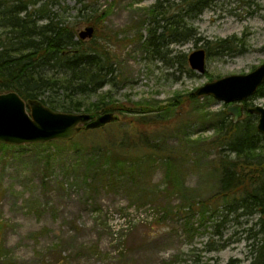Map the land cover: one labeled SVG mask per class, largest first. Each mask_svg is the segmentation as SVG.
<instances>
[{
    "label": "rangeland",
    "instance_id": "obj_1",
    "mask_svg": "<svg viewBox=\"0 0 264 264\" xmlns=\"http://www.w3.org/2000/svg\"><path fill=\"white\" fill-rule=\"evenodd\" d=\"M209 1L207 8L195 13L183 0H90L87 3L98 14L108 9L103 19L89 9L99 22L95 25L80 15L79 0H49L57 15L77 24L78 36L86 26H94L93 37L113 56L115 83L81 95L88 104L110 91L112 100L123 104L124 111L113 112L118 119L99 135L109 141L114 133L119 137L148 130L146 136L153 142L165 141L164 150L160 154L135 150L124 155L128 169L109 174L87 164L83 149L100 136L84 138L85 123L76 144L1 147L0 264L250 262L248 237L257 217L202 207L220 186L219 148L211 144L216 122L209 117L227 111L228 104L212 95H197L196 90L264 63V0ZM174 16L193 29L194 37L155 51L146 43L149 29L156 20ZM182 36L180 32L178 37ZM230 37L239 41L237 51L208 53V40ZM198 49L206 52L203 73L188 61ZM177 54H186L187 63L173 64ZM191 92L199 96L197 101H191ZM254 95L247 99L248 108L264 106V94ZM251 114L257 124L258 115ZM247 117L244 109L238 120ZM188 139L196 140L190 147L195 152L183 143L182 151L190 154L174 152L176 158L168 166L165 156L180 150L176 146Z\"/></svg>",
    "mask_w": 264,
    "mask_h": 264
},
{
    "label": "trees",
    "instance_id": "obj_2",
    "mask_svg": "<svg viewBox=\"0 0 264 264\" xmlns=\"http://www.w3.org/2000/svg\"><path fill=\"white\" fill-rule=\"evenodd\" d=\"M79 1L82 5L80 15L83 19L98 25L99 22L97 18L93 19L92 13L95 11L98 14V10L87 3L90 0ZM183 1L188 2V11L195 13L201 12L210 5L209 0ZM107 14L108 9L98 15L103 19ZM76 27L75 22L57 15L50 7L49 0L43 2L0 0V92L16 91L26 101H40L57 111H83L94 116L100 111H124L123 104L112 100L110 91L103 92L88 104L86 99L81 98V95L97 93L108 83L114 82L112 75L115 72V62L103 42L98 41L96 37L89 40L79 38ZM158 29L162 31L157 34ZM180 32L183 38L178 37ZM193 35V29L183 25L181 20L175 19V16L174 19L163 17L156 20V25L149 29L146 43L157 51L158 47L166 43H182L183 40L192 39ZM166 36L171 38L168 40ZM206 45L208 53L213 50L217 54H223L226 51H237L239 41L235 42L230 37L215 41L208 40ZM173 59V64L187 63L186 54H177ZM188 72L191 73L192 70L188 69ZM263 90L264 85L254 96L263 95ZM189 97L192 102L199 99L194 92H191ZM243 102L244 109L248 113V117L244 120L234 121L232 114L226 110L210 114L209 119L216 122V134L211 139V144L219 148L220 186L211 198L203 201L202 207L213 205L214 209L222 207L228 215L257 217L248 237L251 240V258L248 264H264V134L257 129L255 122L257 117L255 119L248 111L250 102L248 100ZM115 125L116 123L110 124V126ZM105 126L88 129L84 138L101 134L108 129ZM114 129L116 130L117 127ZM140 132L141 134L137 131L133 133L135 135L129 136L123 133L119 137L114 133L112 136L114 138H109V141H105L104 137L99 135L97 140H92L83 149L87 164L109 174L118 173L121 169L123 171L128 169L127 156L133 154L135 150L149 151L153 154H160L164 150L165 141L153 142L146 136L148 130ZM195 141L181 140V144L176 146L180 150L172 151L170 152L172 154L165 156L169 162L167 165L173 164L176 158L173 156L174 152L175 154L184 152L183 155L189 153L187 150L182 151L183 143L190 148ZM58 142L76 144L75 138L53 140L47 144ZM26 145H41V143L24 145L0 143V148ZM190 149L194 150V148ZM229 264H241V262L231 259Z\"/></svg>",
    "mask_w": 264,
    "mask_h": 264
},
{
    "label": "water",
    "instance_id": "obj_3",
    "mask_svg": "<svg viewBox=\"0 0 264 264\" xmlns=\"http://www.w3.org/2000/svg\"><path fill=\"white\" fill-rule=\"evenodd\" d=\"M94 26H86L79 38H92ZM192 69L205 72L206 52L193 51L188 56ZM264 84V63L251 72L232 74L207 82L196 90L197 95H212L228 104L234 121L244 113L242 101L254 95ZM249 112L258 115L257 129L264 134V106L254 105ZM118 119L113 112L92 115L85 112H64L51 109L40 101H26L18 92H0V143L30 144L53 140H72L85 123L87 129H97Z\"/></svg>",
    "mask_w": 264,
    "mask_h": 264
}]
</instances>
